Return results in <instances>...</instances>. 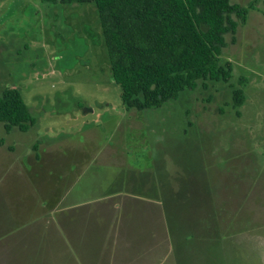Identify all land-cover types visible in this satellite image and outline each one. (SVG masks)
<instances>
[{"label": "rangeland", "instance_id": "rangeland-1", "mask_svg": "<svg viewBox=\"0 0 264 264\" xmlns=\"http://www.w3.org/2000/svg\"><path fill=\"white\" fill-rule=\"evenodd\" d=\"M230 2L246 11L221 56L230 81L138 112L112 82L94 5L0 0V94L16 89L36 121L26 133L0 123V260L34 264L49 196L121 177L119 192L163 207V264H264V0Z\"/></svg>", "mask_w": 264, "mask_h": 264}, {"label": "trees", "instance_id": "trees-1", "mask_svg": "<svg viewBox=\"0 0 264 264\" xmlns=\"http://www.w3.org/2000/svg\"><path fill=\"white\" fill-rule=\"evenodd\" d=\"M51 5L92 4L111 72L126 111L159 109L199 82L228 83L232 65L222 63L226 37L246 11L230 0H41ZM203 87H205L203 85ZM244 103L232 90L233 108ZM0 123L6 133H26L36 123L20 93L0 94ZM36 150V145L33 146Z\"/></svg>", "mask_w": 264, "mask_h": 264}, {"label": "crops", "instance_id": "crops-1", "mask_svg": "<svg viewBox=\"0 0 264 264\" xmlns=\"http://www.w3.org/2000/svg\"><path fill=\"white\" fill-rule=\"evenodd\" d=\"M120 178L98 186L95 194L68 192L65 187L49 196L43 217L31 231L34 242L28 240L33 257L38 255L34 264H163L169 245L163 207L154 196L119 192V185L130 182ZM106 188L111 191L102 192ZM12 234L24 240L22 233ZM4 237L0 234V241ZM186 237L193 240L199 234ZM3 242L1 247L6 245Z\"/></svg>", "mask_w": 264, "mask_h": 264}]
</instances>
